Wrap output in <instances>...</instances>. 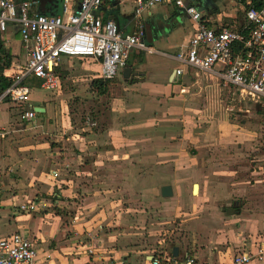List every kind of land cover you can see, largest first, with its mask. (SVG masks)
<instances>
[{"label":"crops","instance_id":"obj_1","mask_svg":"<svg viewBox=\"0 0 264 264\" xmlns=\"http://www.w3.org/2000/svg\"><path fill=\"white\" fill-rule=\"evenodd\" d=\"M74 1L79 2V0ZM134 1L104 0L100 15L104 20H113L121 33L130 34L134 30ZM228 1L185 0V3L195 7L201 15L202 22L208 27H219L224 24L220 22L225 13H220L218 8L220 4L222 7L228 5ZM247 1L241 0L239 8L225 16L228 17L229 23L241 18L243 6ZM186 21L189 22L190 19L183 11L169 5L155 6L143 15L145 43L153 52L134 51L133 55L130 54L131 61H129L130 56L128 60V66L131 68L130 78L124 80L120 73L113 82L107 83V91H119V95H112L110 99V112L113 116L107 129L97 135L85 134L82 137L74 135L83 143L80 145L77 140L74 141L77 155L74 150L72 152L69 148H65V144L62 148L55 149L57 151L53 158L60 162L65 161L61 159L62 157L71 154L80 161L73 167V175L63 177L60 170H55L51 175L54 180L51 186H41L45 195L50 196V204L41 196H35L37 195L35 192L30 196L29 194L26 196L25 192L7 195L3 193L0 197V237L13 233L27 235L35 244L38 264H148L150 256L155 253L168 254L177 259L187 254L199 264H232L233 258L240 253L264 245L262 186L259 183L248 186L245 182H237L228 172L221 169L211 170L216 176L209 177L210 167L207 166L208 162L204 157L198 156L199 150L192 151V156L189 157L192 164L190 174L198 182L195 186L196 191L195 188L192 190L196 201L193 204L194 210L188 214L189 218H184L187 214L179 213L180 217L184 216L180 227L184 231L181 240H185L186 243L173 245L168 250L166 245L158 242V246L154 248L140 242L138 238L140 234L133 232L130 238H124L121 230L116 229V223L114 225L109 223V216L114 217L116 221L120 216L119 210L116 209V202L119 199L126 197L139 207L137 204L139 198L135 197L137 196L135 194L143 186L160 183L159 189L152 187L150 195L148 194L143 200L146 205L157 208L168 203L167 200H163L167 198L160 196V188L170 184L169 178L156 177V169L164 171L171 168L172 160L165 156L174 151L171 149L173 145L181 144V139L180 142H172L169 127L160 125L167 119L163 118L159 106L171 100L175 89L180 88L174 84V77L172 78L173 70L177 66L173 57L186 46L196 28L192 21L189 24ZM216 23L220 24L215 25ZM16 34L18 35L17 29L9 26L2 40L12 57L10 67L16 64L14 61L20 56L21 51L24 52L20 40L10 39L7 43L6 36L11 38ZM66 60L85 61L83 71L90 74H97L99 70L98 65L89 59H63L56 69V74L61 70L66 71L65 68L62 69ZM59 90L60 83L57 91ZM46 97L39 105L25 103L21 106L24 107V112L34 111L36 108L43 110L40 111L41 113L36 112V116L31 120L23 117L24 112L20 113L18 118L21 122L35 121V126L17 124L15 122L17 117L12 116L10 107L5 106L2 109L0 107V114L5 118L4 121L0 119V129L5 130L9 126L12 131L16 127L25 133L30 131L37 133L41 129L53 128V124L48 126L44 124V121L52 118L55 124L63 127L64 131L70 129L69 119L60 117L56 112L60 109V113H65L66 107L54 106ZM37 114L43 116L37 117ZM146 122L152 124V127L146 128ZM54 139L56 143L60 141L59 136ZM94 139L97 141V146L93 144ZM143 149L148 150L149 154H154L151 156L153 160L146 161V165H141V161H134L136 154L141 153ZM154 149L162 153V157L158 158L157 155L155 158ZM126 161L131 163L127 165ZM174 162L180 170H185L189 166L187 161L183 163L178 159ZM124 168L130 171L126 176L122 173ZM53 173H56L57 177H54ZM220 175H226V178L222 177V179ZM206 178H208L207 182ZM223 181L226 183L225 186ZM124 185L130 186V193H124L123 188H119ZM169 186L174 195L173 185ZM112 187L119 193L113 197H111ZM78 198L86 205L93 202L90 204L92 207L88 205L86 208H74L76 207L74 201ZM30 202L37 204L35 211L30 214L18 211L17 206ZM113 204L115 207L111 209ZM50 206L75 211L73 214L71 212L68 214L66 219L69 223L68 227H64L62 220L58 218V213L57 216L46 209ZM131 212L135 215L133 209ZM174 250L176 256L173 255ZM250 264H264V261Z\"/></svg>","mask_w":264,"mask_h":264},{"label":"rangeland","instance_id":"obj_2","mask_svg":"<svg viewBox=\"0 0 264 264\" xmlns=\"http://www.w3.org/2000/svg\"><path fill=\"white\" fill-rule=\"evenodd\" d=\"M240 1L229 0L225 7L220 4L218 8L220 13H225L221 17V24H230L228 17L225 16L235 12L239 8ZM6 37L7 43L10 39L11 41L19 40L17 34L11 38ZM23 53L21 51L14 63L20 65L24 62ZM129 61H131V56ZM63 65L62 69L65 68L66 71L57 72L60 90L50 93L37 86L31 87L29 101L26 104L39 105L41 100L47 96L46 99L54 106L62 105L63 108H67V110L65 108V113H60V109L56 112L60 117L64 116L69 119L70 129L64 131L60 124L54 123L53 118L44 121L47 126L53 124V128L50 130L41 129L37 133L36 131L25 133L16 127L12 131L9 126L6 127L4 138L0 140V197L4 192L6 195L25 192L26 196L33 195L35 192L37 194L35 196H41L50 204L51 198L45 195L41 186H51L54 182L51 175L55 170H60L63 177L73 175V167L77 166L76 162L80 161L74 154H71L62 157L61 159H65V161L60 162L53 158L57 151L55 149L62 148V145L65 144V148H69L72 152L74 150L77 155L78 151L75 149L77 147H75L74 141L77 140L80 145L83 143L74 135L82 137L85 134H101L107 129L112 119L109 103L112 95H119V91H107L104 96H99L98 90L92 86V81L98 79L93 76L97 74L83 71L86 65L85 61L66 60ZM114 80L115 78L110 81ZM174 84L176 85V83ZM183 84V87L175 89L171 100H167L159 106L162 109L160 112H162L163 118L167 119L160 125L169 127L172 142L177 143L181 139V144L173 145L171 149L174 151L165 156L166 158L170 157L173 161H170L171 168L164 171L156 169V177L169 178V183L174 187V195L170 199H163L168 203L162 204L161 207L155 208L146 205L143 200L151 192L152 187L157 190L160 187V183L155 182L153 186L149 184L138 189L135 197L139 198L137 203L139 207L135 206L134 202L127 200L126 197L118 198L116 209L119 210L120 216L117 221L112 216L108 217L109 223L111 225L116 223V229L121 230L124 238H130L134 232L133 234H140L138 235L140 242L154 248L158 246V242H161L167 246L168 250L173 245L186 243L185 240H181L184 231L181 229L180 223L184 216L180 217L179 213H185L187 216L184 218H189L188 214L194 210L193 204L196 203L192 187L198 182L190 174L192 164L189 157L192 156V151L199 150L198 156L204 157L208 162L209 177L216 176L211 170L221 169L228 172L229 176L237 182H245L248 186L259 183L262 186V193L264 192V111L258 104L241 98L233 88L226 86L221 80L209 74L189 69ZM5 106H9L12 116L17 117L15 119L17 124L24 123L35 126V121L25 123L18 118L24 112V107L14 108L15 105L9 102L0 104L1 109ZM42 116L43 114H39L37 117ZM0 119L5 120L1 114ZM146 125V128L152 127V124L148 122ZM57 136L60 137L58 143L53 141ZM96 142L94 139L93 144L97 146ZM154 152L155 158L157 155L158 158L162 157V153L155 149ZM152 155L154 154H149L148 150L143 149L141 153L136 154L134 161H141V165H146V161L153 160ZM173 159H179L183 163L187 161L189 166L185 170H180ZM130 163L131 161H126L125 164L129 165ZM141 168L145 169L144 166ZM129 172L128 168L122 169L123 176L128 175ZM226 175L220 176L226 178ZM144 178H146L145 175ZM205 181L207 182L208 178ZM223 184L225 186V181ZM88 186L90 188V185ZM119 188H123L124 193L131 192L130 186L127 185ZM111 191V197L119 194L117 190H114V187ZM74 203L76 204L74 208H86L93 202L86 205L78 198ZM114 207L113 204L111 209ZM46 209L50 213L56 215L58 213V218L62 220L64 227L69 226L68 220H66L68 214L75 213L74 210L53 206L46 207ZM132 209L135 211V215H132ZM51 216L55 217L53 214Z\"/></svg>","mask_w":264,"mask_h":264},{"label":"built area","instance_id":"obj_3","mask_svg":"<svg viewBox=\"0 0 264 264\" xmlns=\"http://www.w3.org/2000/svg\"><path fill=\"white\" fill-rule=\"evenodd\" d=\"M104 0H62L55 16L38 14L36 2L0 0V39L8 27L17 29L25 59L2 73L10 85L0 93V104L22 106L28 101L30 80L39 82L45 92L59 88L56 69L63 59L92 60L98 65L97 78L110 81L122 73L131 52L152 53L145 43L143 15L153 7L173 6L189 17L196 28L186 46L174 55V83L183 87L188 70L209 74L233 88L241 98L258 104L264 111V2L255 7L248 0L241 18L219 27H208L200 13L185 0H135L134 30L123 34L111 19L100 15ZM36 116L33 110L23 113L26 120ZM5 130L0 129V139ZM57 177L56 173H53ZM37 204L18 206L30 214ZM90 252V251H89ZM32 239L21 233L0 237V264H38ZM264 261V245L235 256L232 264ZM148 264H199L193 257L180 259L168 254H153Z\"/></svg>","mask_w":264,"mask_h":264},{"label":"trees","instance_id":"obj_4","mask_svg":"<svg viewBox=\"0 0 264 264\" xmlns=\"http://www.w3.org/2000/svg\"><path fill=\"white\" fill-rule=\"evenodd\" d=\"M27 1H32V0H27ZM251 1L255 7L261 6L264 2V0H251ZM11 58L12 57L10 55L9 50L5 48L3 41L0 39V93L10 85V82L7 79L3 78L2 73L4 69L10 67L12 61ZM127 65H128V61H127ZM108 82L109 81H103L101 79H95L92 81V86H95V88L98 90L99 96H104L107 93L106 85ZM29 86L32 88L37 86L39 88V82L35 80H30Z\"/></svg>","mask_w":264,"mask_h":264},{"label":"water","instance_id":"obj_5","mask_svg":"<svg viewBox=\"0 0 264 264\" xmlns=\"http://www.w3.org/2000/svg\"><path fill=\"white\" fill-rule=\"evenodd\" d=\"M32 2L37 3V12L38 14L45 15V16H55L60 13V7L62 0H32ZM131 75V68L127 65L126 68L122 71V77L124 80H128ZM173 78V74H172ZM35 112L41 113L43 112L42 109H34ZM41 111V112H40ZM196 185L193 186L192 190L195 188ZM172 188L169 185L162 186L160 188V196L162 198H170L172 197ZM174 256H176V250H174Z\"/></svg>","mask_w":264,"mask_h":264},{"label":"bare ground","instance_id":"obj_6","mask_svg":"<svg viewBox=\"0 0 264 264\" xmlns=\"http://www.w3.org/2000/svg\"><path fill=\"white\" fill-rule=\"evenodd\" d=\"M195 191H196V187H195Z\"/></svg>","mask_w":264,"mask_h":264}]
</instances>
